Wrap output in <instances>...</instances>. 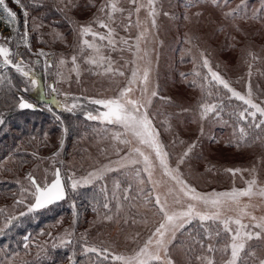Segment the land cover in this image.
<instances>
[{"label":"rangeland","instance_id":"374dc122","mask_svg":"<svg viewBox=\"0 0 264 264\" xmlns=\"http://www.w3.org/2000/svg\"><path fill=\"white\" fill-rule=\"evenodd\" d=\"M39 1L50 2L60 13L64 14V18L61 23L55 21L53 25L44 24L38 19L37 15L30 16L31 12L28 9L30 0L24 2L22 0L29 13L28 30L31 51L22 43L19 51L23 53V59L28 67L35 73V79L37 80L35 86H38L40 96L44 102L42 108L44 112L47 111L51 114L52 119L55 115H60L56 111L62 109L55 101L59 100L61 104L65 102L63 95L56 96L55 99H45V95L51 91L49 85L53 81H57V88L61 93L64 91L71 93L68 98L69 103L73 98H76L80 107H89L91 109H88V111H93L94 114H98L97 110L103 111L104 109L102 106L90 103L88 97H114L118 94V85L127 83V80L122 76L112 77L111 73L104 72V69L108 67L107 59L99 66L89 64L85 57L95 55V52L93 49L88 48L86 44H82V40L100 45V53L115 61L116 65H124L126 60H135V65H129L126 70L128 77L131 76L132 66L143 68L145 64L144 50L147 49L150 53L147 59L151 60V66L154 69L152 73L153 84L162 86L160 94L153 98L154 103L150 106V111L159 109L164 113V116H161L159 120L153 118L154 126L162 132L161 124L167 117L168 123L176 126V130L180 133V139L189 140L190 137L195 139L200 134L199 129L201 123H203L208 136L216 137V141H210L207 137L202 140V151L211 163L208 164L205 160L194 157L191 161V173L187 168L183 169L184 178L198 192L205 194L227 192L234 187L236 189L246 188L248 186L247 181L252 179L253 175H255L258 185H264V166H261L260 160L261 155L264 154V147L260 145V142L257 140L255 143L250 142L242 147H237L235 138L240 134L239 126L236 129L233 128L235 118L230 119L227 109L223 113V119L228 121L227 124L213 122L217 120L213 113H209L212 119L205 117L203 121L200 120V109L198 107V102H201L200 98L205 97L209 103L217 98L208 97V86L203 79V75L206 74L207 70L202 67V61L196 64L193 59L194 55H199L201 46L207 47L209 51L214 53L210 58L213 68L228 79L232 87L244 94L247 93L250 85L253 100L256 103H264V63H261L259 59L253 60L252 56L248 55L251 52L256 54L257 57L264 56V23L260 19L251 18V11L260 7L261 0H246L247 8L244 11L248 14L247 19L244 18V11H241L235 17L225 16L229 9L236 8L240 4V0H218L220 7L213 6L211 0H196V3L188 8L185 5L191 4L193 0H154V6L157 8L155 17L157 27L155 28L152 27V17L148 15L151 11L147 7L148 0H92V2L90 0H72L79 7L72 8L70 11L64 8L69 0ZM5 2L17 14L18 26L16 22L6 18V14L0 9V43H8L15 52L17 51L16 41L14 39L8 41L6 38L14 36L13 27L18 28V33H23L25 27L24 10L15 0H5ZM106 3H114L117 9L113 12V19L110 21L106 15L107 9L105 13L98 12V9ZM57 5H59V8ZM138 5L144 6L140 7L137 12L136 7ZM120 9H123V11L121 12ZM130 12L131 15H129ZM165 12L169 15H164ZM65 13L67 14L65 15ZM197 13H199V16H197ZM185 15L189 19H185ZM97 16L105 19L114 29L113 36L117 41L120 37H124L129 43L135 44V38L142 30L147 29L145 37L141 39V52L134 55L133 52L127 50V47H121L119 44L115 48L109 47L107 46V39L101 41L99 37L94 38L90 33L81 36L80 26L88 23H91L94 31L104 32L107 35L108 29L96 22ZM33 24H37L39 27L33 29ZM226 41L230 46H224ZM40 49L48 53V59L52 61L47 71L44 64L45 57L35 55ZM182 50L184 51L182 52ZM73 55L77 56L79 77L77 72L72 70L71 57ZM17 58L13 57L14 60ZM61 58L65 60V63L62 67H57ZM36 60H39L38 64L33 63ZM194 65L196 66L194 67ZM249 65H251L250 76ZM57 72L63 78L58 77ZM196 72H200L201 75L197 76ZM180 73H184L187 79L182 77ZM8 79L12 80L11 87L13 91H18L19 87L17 85L20 84L23 87L28 78L22 77L11 66H8L7 70L0 67V83L8 84ZM193 80L196 81L195 84H193ZM202 84L205 85L203 90L201 88ZM30 86L32 85L29 83L28 87ZM212 89L215 91V85L212 86ZM220 91L226 90L220 86ZM135 95H140L139 89H137ZM161 96L169 97L176 103H163L160 100ZM224 103L227 104V101L225 100ZM177 104H182L184 108L189 110L181 112ZM232 105L247 107L243 105L242 101H237L235 98L232 100ZM257 119H259V113H257ZM81 120L79 134L74 136L69 130L64 137V148L57 158V160L64 161L63 166L58 162L54 163L51 159L52 153L55 152V149H52L53 145L57 144V149L60 147L58 138L61 135V129L60 135L57 138L50 139V143H45L42 136L33 138V149L44 151L41 155L37 154V157H33L32 153L34 151L29 150L27 152L37 162L35 166L30 163L31 161L26 165L15 162L16 159L13 158V154L24 147L16 146L12 148L10 151L11 156L8 153L5 154V149L0 150V228L4 229L3 232L9 229L10 224L5 227V220L8 216L17 219V217H24L19 216L20 212H25V215L28 213L24 204L15 206L13 200L20 199L23 195L25 204L34 202L31 191H27L30 188V183L25 179L26 174L29 172L41 178L43 182L50 183L54 178L55 166L58 164L59 167H62L61 174L67 192L70 194V197L67 196L59 205L60 207L50 211L45 210L42 213L35 214L36 217H32L34 220L31 226L34 231L26 229L25 233L26 236L30 237L31 247L25 249L24 244H22L21 248L25 249V252L23 254L17 252L18 255L13 258L14 264H70L69 257H73L75 264H90V259L94 260L95 254L85 255L83 252V241L80 237L85 231L88 233L85 240L89 244L110 243L117 252L133 255L135 251L143 246V241L150 235V229L162 219V214L158 213L157 210L143 208L140 206L139 201L131 202L136 205L134 207L123 206L120 212L117 213L115 208L117 201L112 199L114 185L111 180L101 181L100 184H95V182L88 185L81 184L77 190L71 189L68 177L73 172L76 173V178L80 179L86 176L89 171H92L93 166L98 167L99 162L107 163L108 160L118 158L115 153H111L113 141L110 136L112 130L123 132L122 127L118 124L87 120L84 112ZM250 121L251 118L248 121L239 122L240 125L245 127L246 132L248 131L247 124ZM13 122L23 126L24 120L14 119ZM106 130L108 131L106 132ZM6 131L7 128L2 127V124H0V137ZM17 133L19 134V132ZM13 134L18 136L14 138H21L18 134L14 132ZM125 136L129 143L120 145V155L123 156L131 147L139 148L141 152L149 157L151 161V179L159 181L156 191L161 194L166 210L171 212L185 207L188 201L177 195L175 181L163 175L160 162L153 148L148 143H142L130 131L125 132ZM245 138L247 139V137ZM162 140L171 144L172 137L165 133ZM229 140L232 141V146H228L227 142ZM217 142H219V145H217ZM181 148L182 146L179 144L176 148H170L173 164L175 153L180 151ZM106 149L108 151H105ZM3 154L6 155L5 158L1 157ZM42 164L45 170L48 169L47 173L42 171ZM254 165L257 167L254 174L250 171H241L233 176L232 173L223 171V168L228 167L251 169ZM140 166L142 167V165L129 164L127 167L129 170H134ZM119 171L107 175L115 177ZM144 180L147 186H151L147 183L149 181L147 174L144 175ZM17 181H20V183H17ZM129 182L131 181L127 177L122 178V187L117 192V196L123 197L122 189L127 187ZM10 184L18 185L19 189L23 186L26 191L21 194L18 190L14 194L11 191L12 189L7 188ZM100 185H105L107 188V194L112 204L113 219L111 220L103 218L106 210L102 208L103 194L100 193ZM11 200L12 203L9 204ZM86 200L89 201L85 202ZM97 201H100V204H97ZM73 203L77 206L79 213L74 228ZM194 203H197L200 208H205L202 202ZM94 208H97L98 211H94ZM219 211L225 217L240 216L244 224H249L252 222V216H264V196L259 195L257 190L251 195L239 196L237 199H225ZM133 218L136 219V223L132 222ZM142 220H148V223L140 222ZM200 224L201 222L198 219L192 222L193 231L191 234L188 232H184L183 235L177 233L178 239L173 241L174 247L169 246L170 257L174 264H207L208 259H211L212 264H224L230 257L231 235L223 230V225L219 221H205L206 226L214 232L219 231L220 233L219 236L209 239L203 234V228L199 227ZM230 227L234 230L237 225L233 223L230 224ZM65 229H68L71 233L70 237H66L70 243L61 244L57 241L55 242L56 247H53L54 241L47 236V233L62 234ZM44 233L45 235L41 236ZM197 234L204 240L203 247L190 238V235L196 237ZM209 243L215 246L216 251L209 250ZM247 243L256 249L257 254L260 252V246L264 244L256 237L248 240ZM225 244H228L229 247L226 251H222L221 249ZM49 250L53 252L52 255H49ZM2 251L6 250H0V261L5 259V254ZM54 253L56 254L54 255ZM161 256H163V253H161ZM197 257H203L204 259L201 261ZM154 264H163V262H154Z\"/></svg>","mask_w":264,"mask_h":264},{"label":"snow or ice","instance_id":"6c2138e0","mask_svg":"<svg viewBox=\"0 0 264 264\" xmlns=\"http://www.w3.org/2000/svg\"><path fill=\"white\" fill-rule=\"evenodd\" d=\"M15 2L24 10L25 27L22 34L18 33L17 27H13L12 31L14 36L6 38L8 41H12L13 39L16 41L17 51L13 52L8 43H0V67L7 70L8 66H11L17 73H20L22 77L28 78L25 82L24 88L20 89V91L26 92L29 83L32 86H35L37 83L35 73L28 67V64L23 59V53L19 51L21 43L31 51L28 30L29 13L27 11V6L22 3V0H15ZM90 2H92V0H90ZM195 3L196 0H193L191 4H187L185 7H191ZM211 4L220 7L218 0H211ZM142 6L144 5H138L136 11L138 12ZM57 7L59 8V5H57ZM78 7L79 5L72 2V0H69V3L64 5V8L69 11L72 8ZM147 7L151 9L148 15L152 17V27L155 28L157 27V21L155 19L157 8L154 6V0H148ZM246 8V0H240V4L237 5L236 8L229 9L228 12L225 13V16L235 17ZM0 9L6 14V18L10 19L12 22H16L18 26L17 14L7 6L5 0H0ZM106 9L108 10L106 12L107 18L110 21L113 19V12L117 10L116 5L114 3H106L98 9V12L105 13ZM120 11L122 12L123 9H120ZM66 14L67 13H65V15ZM129 15H131V12ZM164 15L167 16L169 13L165 12ZM197 16H199V13H197ZM244 18H248L246 11H244ZM251 18L260 19L261 22L264 23V0H261L258 9H253L251 11ZM185 19H189V17L185 15ZM96 22L102 27L108 29L107 35H105L104 32L94 31L91 23L80 26V35L84 36L90 33L94 38L99 37L101 41L107 39V46L115 48L119 44L121 47H127V50L133 52L134 55H138L141 52V39L145 37L147 29L142 30L135 38V44H131L124 37H120L119 41H117L113 36L114 29L105 19L97 16ZM209 22L211 23V21ZM137 23H139V21H137ZM38 27L39 25L33 24V29ZM125 27H127V25H125ZM81 43L86 44L88 48L93 49L95 52V55L85 57L89 64L99 66L107 59L108 67L104 69V72L111 73L112 77L122 76L127 80V83H121L118 85L119 91L114 97L87 98L90 103L102 106L104 109L103 111L97 110L98 114H94L93 111H84V116L87 120L106 121L112 124H118L122 127L123 132L120 130H112L110 136V139L113 141L111 145V153H115L118 158L115 160H108L107 163L99 162L98 167L93 166L92 171H89L86 176H83L80 179H77L76 173L73 172L68 177L70 187L72 190H77L78 186L81 184L88 185L93 184V182H95V184H100L101 181L111 180L114 185L112 199L117 201L115 205L117 213L120 212L123 206L128 205L129 207H134L136 205L131 202L139 201L140 206L143 208L157 210L158 213L162 214L160 222L150 229V235H148L147 239L143 241V246L140 247L138 251H135L133 255H125L117 252L110 243L89 244L85 240V237L88 235L87 231H85L80 237L81 241H83V252L85 255L95 254V259H90V264H154V262L160 261H162L163 264H174V261L170 257L169 246L172 245L174 247L173 241L178 239L177 233L183 235L184 232H188L191 234L193 231L192 222L197 219L201 222L199 227L203 228V234L209 239L219 236L220 233L219 231L214 232L210 227L206 226L204 224L205 221H219L220 224L223 225V230L231 235V253L230 257L224 262V264H264V244L260 246V252L257 254L256 249L247 243V241L251 240L253 237L264 242V216H252V222L244 224L240 216L225 217L222 216L219 211L220 206L225 199H237L239 196L251 195L257 190L259 195L264 196V185H258L257 179L255 175H253V178L247 181L248 186L243 189H236L234 187L231 191L227 192H211L206 194L198 192L196 188L184 178L183 169L187 168L191 173V161L194 157L199 160L203 159L206 163L210 164L211 161L204 156L202 151V140L207 137L210 141H216V137L208 136V132L203 123H201L199 129L200 134L195 139L190 137L189 140L180 139V133L176 130V126L170 125L167 117H165L161 124V128L163 129L162 132L154 126L153 118L159 120L161 116H164V113L159 109L150 111V106L154 103L153 98L160 94V88L162 86L160 84H153L152 73L154 72V69L151 66V60L147 59L150 55L148 50H144L145 64L143 68L132 66L131 76L128 77L126 70L129 65H135V60H126L124 65H116L115 61L106 58L100 53V45L86 40H82ZM224 46L228 47L230 45H228L226 41ZM81 51H83V49H81ZM183 51L184 50H182V52ZM35 55L38 57H45L44 64L45 70L47 71L49 64L52 63V61L48 59L49 54L43 49H40ZM213 55L214 53L209 51L207 47L201 46L199 55H194L193 57L196 64H199L202 61V67L207 70L206 74L203 75V79L208 86V97L217 98L211 103H209L203 96L200 98L201 102H198L200 120L203 121L205 117L212 119V117L209 116V113H213L217 118V120H214L213 122L227 124L228 121L223 119V113L227 109L229 111L230 119L233 117L235 118L232 125L233 128L236 129L237 126H239L240 134L235 138L236 146L242 147L250 142L255 143L258 140L260 145L264 147V103H256L253 100V92L250 85L248 86L247 93L244 94L232 87L231 82L221 75L219 71L213 68L210 59ZM248 55L252 56L253 60L259 59L261 63H264V56L257 57L256 54L251 52H249ZM14 56L18 58L14 60ZM71 60L73 64L72 70L76 71L77 76L79 77L77 56L73 55ZM33 63L38 64L39 60H36ZM64 63L65 60L61 58L57 67H62ZM195 66L196 65H194V67ZM217 67H219V65H217ZM180 75L187 79V76L184 73H180ZM196 75L200 76L201 73L196 72ZM250 75L251 65H249V76ZM57 76L63 78L59 72H57ZM7 82L9 85L12 84L11 79H8ZM195 83L196 81L193 80V84ZM213 85H215V91L212 89ZM220 86L226 91L221 92ZM49 88L51 91L45 95V99H55L56 96L63 95L65 97V102L61 104L59 100H56V104L64 111L75 114L77 107H80L77 103V99L73 98L71 103H69L68 98L71 96V93L68 91L61 93L57 88V81H53V83L49 85ZM201 88L203 90L205 85L202 84ZM137 89H139L140 92L139 96L135 95ZM9 92L11 93V88H9ZM233 98L237 101H242L243 105H246L247 107L241 105L233 106ZM160 100L163 103H176V101L165 96H161ZM225 100L227 101V104L224 103ZM13 106L18 107L19 110H35L38 107V103H34L31 100L26 99L23 95H20L18 98L13 96ZM177 107L180 108L181 112L189 110L184 108L182 104H177ZM193 111H195V109H193ZM257 113H259V119H257ZM54 118L56 121L60 122L61 135L58 138L60 147L57 151L52 153L51 159L54 163L58 162L63 166L64 161L57 160V158L64 148V137L67 135L69 128L65 123V119L61 115L57 114ZM249 118H251V121L247 124L248 131L246 132L245 127L240 125L239 122L248 121ZM0 124H3V118H0ZM107 131L108 130H106V132ZM128 131L136 135L142 143H148L153 148L156 157L160 162L163 175L175 181L177 195L182 196L188 201L185 207L171 212L166 210L161 194L156 191V186L159 181L151 179V161L147 155L140 151L139 148L130 147L127 153L123 156L120 155V145H127L129 143L125 136V132ZM165 133L172 137L171 144L165 143L162 140V136ZM245 137H247V139ZM45 139H47V134H45ZM177 144L181 145L182 148L175 153V161L173 164L170 148H176ZM227 144L228 146H232V141L229 140ZM217 145H219V142H217ZM105 151L108 150L106 149ZM11 155L12 153H10V156ZM32 155L33 157H37L35 151ZM260 160L261 166H264V154L261 155ZM129 164L142 165V167L140 166L136 167L134 170H129L127 167ZM117 170L120 171L115 177L107 175L108 173L116 172ZM256 170L257 167L255 165L251 169H243L240 167L223 168L225 173H232L233 176L241 171H250L254 174ZM61 173L62 167H56L54 172L55 178L52 179L50 183L47 181H44L43 183L38 182L34 174L31 172L26 174L25 179L30 181V188L27 189V191H31V196L34 197V202L25 204L23 195H21L20 199L14 200V205L19 206L24 204L27 212H34L35 210L45 208L50 204L63 200L66 195L70 197V194L66 191L65 184L62 182ZM145 174L148 175L149 181L147 183L151 186L146 185L144 180ZM123 177H127L131 182L128 183L127 187L122 189L123 197L121 198L117 196V192L121 190ZM17 183H20V181H17ZM25 191L26 189L21 186V194ZM100 193L103 194L102 208L106 210L103 218L111 220L113 219L112 204L105 185H100ZM194 202H202L205 205V208L198 207L197 203ZM97 204H100V201H97ZM93 210L98 211L97 208H94ZM154 214H156V212H154ZM24 215L25 212L19 213V216ZM72 215L74 228L79 215L75 203L72 205ZM13 222L14 217L8 216L5 220V227ZM132 222L136 223L137 221L133 218ZM140 222L146 224L148 223V220H142ZM233 223L237 225L234 230L230 227V224ZM186 225L188 226L187 228L185 227ZM2 231H4V229L0 228V232ZM47 236L54 241L53 247H56L55 242L57 241L61 244L70 243L66 237H70L71 233L68 229H65L62 234L57 233L54 235L52 232H48ZM190 238L203 247L204 240L200 238L199 234H197L196 237H191L190 235ZM23 244L25 249L31 247L29 236L23 237ZM228 247L229 245L225 244L221 250L226 251ZM208 248L211 251H216L215 246L211 243H209ZM161 253H163V256H161ZM17 255L18 253L15 249L12 250L11 256L5 253V259L4 261H0V264H14L13 258ZM197 259L203 261L204 258L197 257ZM69 261L70 264H75L73 257H69ZM207 264H212L211 259H208Z\"/></svg>","mask_w":264,"mask_h":264},{"label":"trees","instance_id":"16d2710c","mask_svg":"<svg viewBox=\"0 0 264 264\" xmlns=\"http://www.w3.org/2000/svg\"><path fill=\"white\" fill-rule=\"evenodd\" d=\"M24 1L25 0H23V2ZM28 9L32 13V14L30 13V16L37 15L38 19L47 25H53L55 21H59V23H61V20H63L64 18V14L60 13V11L57 8H55V6H53L50 2L47 1L30 0L28 4ZM17 86L19 87L18 91H13L11 85L0 83V89H1L0 114H1V118H3L2 127L7 128L6 133L0 137V150L5 149V154L7 153L10 154L12 148L16 146L24 147L23 149L21 148L19 152L13 154L14 156L13 158L16 159L15 162H17L20 165H26L29 164V162L31 161L30 163H33L35 166L37 162L34 159H32L33 157L27 152L29 150L35 151L37 152V154L41 155L44 151L33 149V138L42 136L43 141H45V143H50V139L57 138V136L60 135V129H61L60 123L59 121H55L54 117L52 119V117L50 116L51 114L49 112L47 111L44 112L42 108V106H44V102L42 101V98L40 96V91L38 89V86L37 87L30 86L28 87V90L26 92L20 91V89H23L24 86L21 87L20 84ZM9 88H11V93L9 92ZM20 95H23L26 99H29L34 103H38V107H40L41 109L36 111H29V110H19L18 107H14L13 96L18 98ZM83 107H78V109L75 111V114L68 113L63 109L57 110V108L53 107L54 109L57 110L56 112H58L65 119V123L68 126L70 133H72V135L74 136L79 134L78 131L80 129V122L82 121L81 116L83 112L85 110L91 109L89 107L88 108L86 107L83 108ZM14 119L24 120L23 126H21V124L14 123L13 122ZM13 132L16 134H18L17 132H19L18 135L21 138L19 139L14 138L18 136H15ZM45 134H47V139H45ZM30 138L32 139L30 140ZM57 147H58L57 144L56 145L54 144L52 149H55L56 151ZM5 154H3L1 157L5 158L6 157ZM56 167H59V165L57 164L55 168ZM42 171H44L45 173H47L48 171V169L45 170L43 164H42ZM34 176L36 177L38 182L40 183L43 182L41 178L37 177L36 175ZM7 188L12 189L11 191L14 194L18 190H20L19 186L16 184L13 185L10 184L9 186H7ZM12 198H14V196H12ZM87 201L89 200H86L85 202ZM62 202L58 204H53L41 210H35L33 213L28 212L26 215H24V217L22 216L23 218L17 217V219H14V222L9 225V229L5 231L6 234L3 231H2L3 233L2 232L0 233V243L2 244V245L0 244V250H6V251H2V253L4 254L7 253L8 255H11L12 250L15 249L20 254H23L25 252V249L21 248V245L23 244V237L26 236L25 235L26 229H30L34 231L33 227L31 226L32 221L34 220V218L32 217L33 216L36 217L35 214L42 213L45 210L50 211L60 207L59 205H61ZM10 203H12V200L9 202V204ZM44 235L45 233L42 234L41 236ZM48 253L49 255L53 254L51 250H49ZM55 254L56 253H54V255ZM26 264H33V263H26Z\"/></svg>","mask_w":264,"mask_h":264},{"label":"water","instance_id":"95a60500","mask_svg":"<svg viewBox=\"0 0 264 264\" xmlns=\"http://www.w3.org/2000/svg\"><path fill=\"white\" fill-rule=\"evenodd\" d=\"M50 84H52V83H50ZM25 110H27V109H25ZM36 110H40V108L37 107L35 110H29V111H36ZM54 172H55V170H54ZM54 178H55V177H54ZM54 178H53V179H54ZM50 182H51V181H50ZM62 182L64 183L63 177H62ZM66 198H67V195H66V197H65L63 200H61V201H59V202H55V203H53V204H58V203L64 201ZM53 204H50V205H48V206H46V207H49V206H51V205H53ZM46 207H45V208H46ZM42 209H44V208H42ZM38 210H41V209H38Z\"/></svg>","mask_w":264,"mask_h":264}]
</instances>
